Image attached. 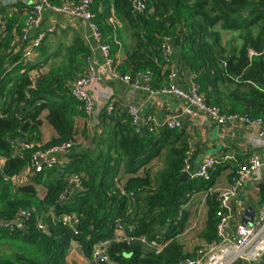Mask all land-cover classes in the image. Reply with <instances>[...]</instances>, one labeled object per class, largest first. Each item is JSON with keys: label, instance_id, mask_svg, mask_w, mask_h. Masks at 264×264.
<instances>
[{"label": "trees", "instance_id": "16d2710c", "mask_svg": "<svg viewBox=\"0 0 264 264\" xmlns=\"http://www.w3.org/2000/svg\"><path fill=\"white\" fill-rule=\"evenodd\" d=\"M64 1L78 0H50ZM142 1L141 12L133 0L91 3L92 22L112 56L128 39L124 58L113 57L119 75L150 71L152 85L167 82L174 63L173 53L169 61L162 56L167 36L179 48L183 68L195 73L192 81L207 105L264 118V56L248 55L249 49L264 51V0ZM26 5L0 2V264H66L72 242L91 258L94 244L103 240L116 264L188 262L195 253L179 238L188 218L182 205L193 192L204 193L206 216L198 235L208 244L217 241L222 209L212 187L215 169L228 165L234 173L249 151L220 162L208 180L189 176L176 183L190 150L184 128L155 121L137 128L127 108L112 98L103 128L91 135L83 103L69 87L84 74L90 47L78 37L57 51L59 61H32L21 38ZM222 31L234 32L240 43L226 47ZM45 125L51 132L46 139ZM66 140L73 145L56 163L35 172L32 154ZM26 171L25 181H15ZM140 237L164 246L144 251Z\"/></svg>", "mask_w": 264, "mask_h": 264}, {"label": "built area", "instance_id": "2783aa9c", "mask_svg": "<svg viewBox=\"0 0 264 264\" xmlns=\"http://www.w3.org/2000/svg\"><path fill=\"white\" fill-rule=\"evenodd\" d=\"M23 1L28 5V10L25 12V26L22 29L23 35L21 38L28 43L27 55H30L34 51L33 48L41 45L42 40L46 38L47 32L41 29L45 11L61 13L67 17L77 18L87 22L90 26L93 39L98 46L101 61L96 62L92 57L88 56L84 74L73 80L70 85L71 95L83 103L84 111L88 117H91L94 113L95 103L93 97L99 92V88L96 87L98 83L103 80H120L133 89L142 88L151 93L168 94L183 99L188 105L194 107L199 113L206 116L216 125L239 123L244 124L250 130L245 142L247 151H249L246 161L238 165L235 172L231 175L229 184L217 190L219 208L222 209L216 225V233L219 239L213 243H206L200 246L196 251L195 258L184 264H232L238 260L246 264L261 263L264 259V199L251 222L238 224L235 227L234 233L230 235L226 233V230L233 215V200L239 194L240 189L249 179L258 181L261 178L264 160L261 159L259 151H264V118L249 117L247 114L240 113L225 114L217 106L207 105L198 94V88L192 81L195 78L194 72H191L189 75L191 84L188 91L176 85L175 79L177 72L173 68L170 69L167 76L168 82L156 89H152L150 85L152 76L150 71L137 73L134 77H130L127 74L119 75L115 70V61L111 55L110 46L102 41L101 33L92 22L94 16L91 11L92 0H78L76 3L67 2L62 5L53 4L50 0ZM133 3L137 12H141L145 7L142 0H133ZM32 32H35V34H31ZM162 40V56L165 61H169L173 47L169 42V37L165 36ZM248 55L250 57L253 55L264 56V51L255 52L249 49ZM140 81H144L145 85L141 86ZM106 99L107 112H110L113 109L112 101L110 98ZM127 113L131 116L132 123L137 128L147 126L149 121H154L152 117H147L142 120L139 119L137 109L134 106H128ZM165 124L169 128L180 127L179 121L174 117L167 118ZM20 145L24 147L28 146L24 143H20ZM72 145L73 142L71 140H66L53 144L45 149L36 150L31 156V166L35 172H38L45 166L49 167L54 165L57 158H59L58 156L66 152ZM190 157L191 153L188 151L183 170L187 171L190 177L203 180H208L210 178V172L216 165L229 158L228 155L223 157L210 155L202 160L198 168L193 169L191 167ZM121 231V227L116 225L114 232L118 234ZM127 240H130L129 236ZM140 241L145 246L153 248L155 252L160 251L164 246L163 242L155 240L147 241L144 237H140ZM107 243V240H103L94 244L90 264L111 263L106 251Z\"/></svg>", "mask_w": 264, "mask_h": 264}, {"label": "crops", "instance_id": "0c3cea01", "mask_svg": "<svg viewBox=\"0 0 264 264\" xmlns=\"http://www.w3.org/2000/svg\"><path fill=\"white\" fill-rule=\"evenodd\" d=\"M9 9L15 10L14 8ZM118 23L119 24L117 26H120L121 28V23ZM41 29L47 32V39L45 38L41 47L34 52L33 58H31L32 61H39L42 65L45 63L59 61L61 57H59L60 53L57 51L64 46L71 45L78 37L82 38L83 41L89 45L91 51V55L89 57H92V59L96 62L101 61L98 46L93 39L92 30L87 22L77 18L67 17L64 14L45 11L43 14ZM31 34H35V32H32ZM123 43L124 44H119V47L113 51V57L116 62H119V60L124 58V46L128 43V39H126V42ZM62 51L63 49H61V52ZM172 53L174 57L172 68L177 72L175 83L181 89L188 91L191 84L189 75L192 71L185 69V67L183 68L181 62L178 61L177 57L179 55V48L174 47L172 49ZM167 82H160L158 85H150L152 89H156ZM70 85L71 83L69 84V87ZM140 85L144 86L145 82L140 81ZM96 87L99 88V92L93 97L95 103L94 113L91 118H88V130L91 135L94 134L95 131H100L103 128L101 120H103V114L106 108V98H113L114 100L119 99L125 108L128 106H134L137 109L138 118L141 120L147 117H152L155 124H165L167 118L174 117L177 119L180 123V127L184 128L189 133L188 143L190 148L189 151L191 153V167L193 169L198 168L202 160L210 155L217 157L228 155L229 158L227 160H230L234 158V154L244 156L247 152L245 142L250 130L244 124L236 123L216 125L206 116L199 113L194 107L188 105L183 99L168 94L151 93L142 88L133 89L120 80H103L98 83V86ZM50 133L51 132L48 128L43 127V138L46 139ZM84 141L85 144L86 141L89 144L88 140ZM89 146L94 148L93 144H89ZM259 153L261 155V159L264 160V151L260 150ZM231 167L232 166L226 165L221 166L220 168H214L216 173L214 178H212V187L215 190L229 184L231 173H233ZM182 172H184V170H182ZM26 173L27 171L17 176L15 181L19 183L25 181ZM187 199L188 201L182 205V208L188 213L191 211L192 215H194L195 209L199 203L198 199L201 200L200 202H203L204 193L199 191L193 192ZM263 199L264 168L262 169L261 178L258 181L249 179L233 200V215L229 221L226 233L228 235L234 233L235 227L238 224H242V216L247 207L254 210V214L251 219L253 220ZM201 205V218L199 213L197 217V224L192 223L191 225H188V222L191 220V216H189L179 237L184 248L187 251L195 253L192 259L196 256L197 248L206 244L198 235L199 231L202 229L206 216L204 204L202 203ZM196 225L197 227L194 228ZM120 233L121 232L118 234ZM123 233V235L127 236L126 231ZM187 244H194L195 246L188 248ZM151 250H153V248L144 245V251ZM88 263L90 264V258L83 254L82 248L77 244V242H72L66 257V264ZM261 263L264 264V259ZM109 264L116 263L112 261Z\"/></svg>", "mask_w": 264, "mask_h": 264}, {"label": "rangeland", "instance_id": "374dc122", "mask_svg": "<svg viewBox=\"0 0 264 264\" xmlns=\"http://www.w3.org/2000/svg\"><path fill=\"white\" fill-rule=\"evenodd\" d=\"M69 3V1H64L63 3H61L60 5H62V4H64V3ZM59 14H61V13H59ZM234 32H227V31H222L220 34H221V41L222 42H224L225 44H226V47H229V46H236L235 44H237V43H240L236 38H235V35L233 34ZM47 39V38H46ZM43 41V40H42ZM34 52L35 51H33L32 52V54H34ZM41 64V63H40ZM88 118H91V117H88ZM89 123H90V119H89ZM47 126L45 125V128H46ZM48 134V133H47ZM81 140V139H80ZM86 143H87V141H86ZM161 163H159V165H160ZM198 201H199V203H198V206H197V208L195 209V214L194 215H192V212L190 211L189 213H188V216L187 217H189V216H191V220L188 222V225H191L192 223L193 224H197V217H198V215H199V213H200V218H201V210H202V202H200L201 200L200 199H198ZM187 220H188V218H187ZM195 227H197V225L196 226H194V228ZM192 245V246H191ZM193 246H195L194 244H187V247L189 248H192ZM92 258H90V260H91ZM89 264V263H88Z\"/></svg>", "mask_w": 264, "mask_h": 264}, {"label": "water", "instance_id": "95a60500", "mask_svg": "<svg viewBox=\"0 0 264 264\" xmlns=\"http://www.w3.org/2000/svg\"><path fill=\"white\" fill-rule=\"evenodd\" d=\"M189 176H190L189 173L187 171H184V172L181 173V175L179 176V178L177 179L176 182L185 180ZM253 214H254V210L252 208H250V207H247L245 212H244V214H243V216H242V224H246V223L251 222ZM17 225H19V222L17 223Z\"/></svg>", "mask_w": 264, "mask_h": 264}]
</instances>
